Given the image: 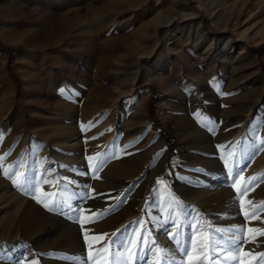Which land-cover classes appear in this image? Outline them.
<instances>
[{"label": "rangeland", "instance_id": "1", "mask_svg": "<svg viewBox=\"0 0 264 264\" xmlns=\"http://www.w3.org/2000/svg\"><path fill=\"white\" fill-rule=\"evenodd\" d=\"M87 1L17 0L14 12L7 15L10 21H16L12 25H7L0 10V113L3 115L0 122L13 125L8 135L1 133L0 128V187H4L2 195L6 201L3 203L6 208L0 213V264H104L105 261L112 264L118 253L123 254L125 260L132 253L136 254V259L127 260V264H155L156 248L164 250L160 254V264H192L193 259L201 255L206 257L205 264H231L226 259L219 263L218 258L225 255V248L233 249L230 241L235 238L234 234H238L237 229L243 230L244 243L230 256H238L240 264H264V257L259 255L264 253V234L250 231L264 229L255 224L258 220H264V208H260L261 202H264V177L260 176L264 173V88L254 77V73H258L264 79V22L252 28L248 25V20L264 5V0H249L250 9L239 19L235 18L238 20L235 27L224 26L233 11V5L226 3L227 0H204L203 3L198 0H145L140 6L125 8L124 13L116 16L110 24L105 39L98 34L90 45L84 43L83 34L67 38V23L76 14L83 18L79 25L91 23L94 31L98 32L96 25L105 20L110 12L108 3L113 0H93L97 13L84 21L89 11ZM162 8L168 9L175 19L172 20V30L167 25L160 26V46L164 44L165 52L162 59H158L157 67L168 55L172 59L180 52L196 67L210 73V91L198 87L186 67L168 65L158 70L159 80L152 77L146 72V56L141 57L140 66L136 64L137 57H127V65L113 73H110L111 69L117 66L114 62L106 66L103 64L105 43H119L124 36H133L142 26H151L156 11ZM182 14L190 16L181 18ZM60 24L65 26V31H57L56 26ZM28 33L41 38L49 33L58 35L66 46L58 48L60 54L56 57L54 52L53 57L37 53L31 62L29 59L33 50L22 42V37ZM228 37L234 50L246 52L243 65L230 59L231 55L224 60L221 56L223 53L217 54L223 48V39ZM175 40H179L177 49L173 48ZM127 46V50H133L136 45L129 41ZM90 52L91 58H88ZM37 61L41 64L40 71L49 74L53 70L60 78H66L51 87L49 99L52 107L60 112L74 105L71 115H74L81 134L80 157L75 150L66 153L55 143H51L49 148L47 142L53 141L48 134L49 129L41 133L48 125L34 115L36 104L28 88L26 73L28 65L35 66ZM136 73L139 75L132 84ZM220 78L222 81H219ZM122 85L129 90L134 88V93L125 94L121 102L113 100L104 113L98 111L97 118L90 122L80 120L81 111L88 107V102L97 96L104 99L109 91H116V87ZM169 85L177 88L178 96L169 94ZM61 89L65 90L64 94H61ZM164 102L172 103L174 118L162 117ZM212 115H220V127H215ZM135 116L138 123L122 126L128 122L134 123ZM247 116L249 124L245 128L247 131L243 132ZM201 117L210 119L212 123L207 127L202 126ZM108 118L104 130L97 129L98 133L91 137L85 135L88 125L91 128L98 126ZM187 119L205 128L198 140L192 134L186 137L180 133L177 121ZM63 120L62 115L58 118L57 126L60 127ZM26 127L30 129L25 133ZM128 129L137 131L128 133ZM118 130L125 131V134L120 137ZM105 132L110 141L93 142ZM152 132L154 136L149 137ZM163 140L164 145L160 146ZM198 145L222 150V178L210 179L212 183L204 190L208 194L218 189L223 192L209 201L207 208L183 200L171 189L175 170L179 168L186 171L180 174L187 186L200 187V184L188 178L192 172L213 176L211 170L199 166L194 156H187ZM232 149L237 150L236 155L228 162ZM197 150L207 156L212 154L208 150ZM98 153L101 155L97 156ZM41 155L47 160L37 165ZM123 156L131 159L127 166L132 165V170L128 171L132 174L131 184L125 196L108 199L112 184L103 181L99 174L108 171L110 157ZM89 157L94 159L90 161ZM66 158H73L74 161L85 158L81 165L86 164L92 171L86 173L78 166L67 169L69 163ZM229 169L239 175L234 178ZM6 171L9 176L4 174ZM67 172L72 173L73 177L69 178ZM16 173L23 174L19 177L22 181L31 182L25 185L27 192L21 191L9 178H16ZM254 176L257 179L249 183L248 178ZM74 177L81 178L73 184L71 179ZM45 180L51 183H45ZM155 188L163 195L156 203H160L162 210L168 213L164 215L163 229L152 236L141 217L135 218L137 225L124 228L128 219L134 216L129 214L133 207L129 201L134 199L137 192L147 193ZM44 193L54 195L46 196ZM173 194L180 204L173 202ZM34 196L50 207L59 203V210L49 211ZM18 198H23L24 202L16 211ZM65 202L69 206H64ZM200 225L204 227L200 228ZM182 228L186 229V235ZM214 229L223 231L212 235L211 230ZM8 233L18 236L7 238ZM189 236L197 247L189 246ZM209 236L214 247L210 256L208 247H200L207 244ZM11 241L19 243L13 245ZM166 241L170 243V249L163 248ZM102 247L108 249L103 255L97 251ZM181 247L189 248L190 255L179 251ZM174 254L181 261H174Z\"/></svg>", "mask_w": 264, "mask_h": 264}, {"label": "bare ground", "instance_id": "2", "mask_svg": "<svg viewBox=\"0 0 264 264\" xmlns=\"http://www.w3.org/2000/svg\"><path fill=\"white\" fill-rule=\"evenodd\" d=\"M77 1H79V0H77ZM143 1H145V0H124L123 2H120L119 0H113V1L109 2L108 6L110 7V12L107 15V17L105 18V20H103L102 22H99L96 25L97 28L99 29V31L96 29L98 32L94 31L95 28L92 26L91 23L86 24V25L85 24L79 25L82 22L83 18L81 19V17L79 15L74 14V16L71 17V19L67 23V29L68 30H67L66 36H67V38L70 39L71 37H73L76 34H83L84 41H85L84 43L87 45L94 43V39L97 37L98 34L101 36V38L105 39L104 37L106 35V32L108 31V29H110V24L115 21V17L118 16L119 14H123L125 11L124 10L125 8H129L133 5L140 6ZM203 1L204 0H198L199 3H203ZM16 2H17V0H0V10L2 11V13L5 16V21L8 23L7 25H12L16 22V21H10L11 18H9L7 16L8 14L11 15L14 12V10H15L14 7H15ZM87 2H88L89 11L86 15L84 14L85 15L84 21L90 19L91 16L96 15V13H97L95 6L92 3L93 0H88ZM226 3L233 5V11H232L231 17L229 18V21L224 26H227V27L228 26H231V27L234 26L235 27L237 25V21H238V20H235V18L239 19V17L241 15L245 14L246 10L250 9L251 3L249 0H227ZM142 8H144L143 10H145V7H142ZM71 11H73V10H71ZM48 12H50V11H48ZM188 16H190V15L189 14H182L180 17L181 18H187ZM180 17H177V18H180ZM45 18H46V16H45ZM106 19H107V21H106ZM173 19H175V17L171 14V12L168 9H166V8L158 9L155 13V16L151 20V26H149V25L142 26L136 32L134 31L135 33H133V36H131L129 34L131 37L130 36L128 37L126 35L123 37L122 40H120L121 42H119V43H113V42H111V43L107 42L105 44L103 43L104 44L103 48H104V53H105V59H104L103 64H105V66H106V64H109L110 62H114L117 66L113 70L111 69L110 73H113L114 71L119 70L124 64L127 65V62H126L127 57H137L135 61H136V64L140 66L141 57L146 56L147 57L146 58V64H147L146 72L151 74L152 77H156L159 80L160 79V74H159L160 72L158 70L160 68H166L168 65H177L180 67H186L187 73L190 74V76L194 78L196 85H198V87H204L210 91L211 90V88H210L211 87V82H210L211 80L208 79L209 78L208 76H210V73H207L205 71V69H200V68L196 67L195 63H192L188 57L184 56V54H182L180 52L177 54L176 57H172V59H171L170 55H168V58H165V61H163V63L160 64L159 67H157L158 59L159 58L162 59V57L164 55L163 53L165 52V48L163 47L164 44L162 47L160 46V38H159V34H160L159 32L161 29L160 26H164V25L166 26L167 25L169 29H171V30L174 29V27H172L173 26V21H172ZM260 22H264V5L260 6L257 13L252 14V17L248 20V25L250 28H252ZM51 23H53V22H51ZM56 27H57L56 28L57 31H65L66 30L65 26L63 24H60L59 26H56ZM168 32H169V30H168ZM22 38H23L22 42H24V44L26 46H29L33 50V53L30 55V59H29V61H31V62L35 60V54H37V53H41L43 56H47V55L52 56V54L54 52L55 53L54 56L56 57L60 54L59 53L60 49H58V48H60L62 46H66V45H63L65 43L63 40L60 39L61 37H59L58 35L52 34V33H49V35H47L44 38L38 37L37 34L28 33V34L24 35ZM129 41L133 42L136 45L133 48V50H127L126 49L128 47L127 42H129ZM178 41L179 40L173 41V45H174L173 48L174 49H177L176 47H178ZM161 42H162V39H161ZM223 42H224L223 48L217 54L223 53L221 56H223L224 60H225V58L229 59L228 56L231 55L230 59H234L238 64H242V63L246 62V55H247L246 52H240V51L234 50L233 45L232 44L230 45V43H231L230 37H228L227 39L224 38ZM91 54H92V52L89 53L90 57L88 56V58H91ZM0 57H1V55H0ZM223 58H221V59H223ZM39 63H40V61H37L35 63V66L34 65L30 66L31 64L28 65V67L26 68V73H27V77H28V88L31 90L32 94L34 95V101L36 104V110H35L34 115H35V117H37L39 119L45 120L46 121L45 125H48V126H46L47 128L45 127L41 130V133H42V131L49 129L48 130L49 133L48 132H46V133H48L50 136L53 137L52 142H50V141L47 142V145L49 148H51V146H52L51 143H55V144H57V147L59 149H62V151H66V153L68 151L70 152L71 150H75L77 152L76 154L78 155V157H80L82 155V152L80 151L81 134H80V131L78 130V127L75 123L76 121L74 119V115L73 114L71 115V113L73 112V109H74V105H70L68 109L62 108L63 111L60 112L58 110L56 111L52 107L51 100L49 99V93L51 92V89H52L51 87L54 84H56L58 81H60V80L64 81L66 78H62V76L60 78V76H58V74L54 73L53 70L49 71L50 72L49 74H47L46 72H43L42 70H41L42 71L41 72L39 70V68L41 67V64L39 65ZM37 67H38V69H37ZM208 68H209V66H208ZM254 74H255V76H254L255 79L259 80V82H261V84L264 88V79L261 78L258 73H254ZM138 75L139 74H137V73L135 74V76L133 74L134 77L132 79L133 80L132 84H134ZM41 76H43V78ZM219 81H222V78H220ZM116 88H117L116 91H109V93L107 92L108 95L104 99H102L100 96H97L98 98L92 99V101L90 103L88 102V104H87L88 107H86V109H84L85 107L83 108V110L81 111V116L78 114L80 116V120L90 122L89 120L97 118V112L98 111L104 113L105 109L107 107H109V104L113 100H116L117 102H121L122 97L125 94H128V93L133 94L134 93V88L133 89L131 88L129 90L123 85L120 87L117 86ZM167 89H168V92L171 96H176V95L178 96L179 95L176 87L173 88L169 85L167 87ZM102 91H103V89H102ZM171 105H172V103H169V102L163 103V105H162V108H163L162 109V115L163 116L162 117L174 118L173 113H172L173 111H171L172 110ZM81 108L80 109L78 108V109L81 110ZM136 110L137 111L139 110V106L136 107ZM79 113H80V111H79ZM225 114H226V112H225ZM1 115H2V113H0V116ZM62 115L65 118V121L64 120L61 121L62 127L61 126L59 127V126H57L58 118ZM213 115H212L213 123H214L215 127L218 128L221 125L219 123L220 115H219V117L213 116ZM71 117H73V118H71ZM108 117H110V116H108ZM176 117H178V116H176ZM137 118L138 117H136V119H135L136 121L134 123L128 122V124H124L122 126H129V125H133V124L135 125L136 123L139 122L137 120ZM222 118H223V116H222ZM178 119H180V118L178 117ZM68 120H70V121H68ZM80 120H78V121H80ZM248 120H249V116H247V118L244 121L243 132L246 130L245 128L248 127V124H249ZM107 121H109V118L107 120H105L102 124L95 126V127H92V128L90 127V125H88L87 130H85V131H87L85 133V135L87 137L94 136L95 133H98L97 129H100V128L103 129L106 126ZM58 125H60V124H58ZM11 126H13V125H8L6 122L4 123L1 121L0 122L1 133L8 135L10 133ZM177 126L179 128L180 133L183 134V136L189 137L192 134V136L196 140H198L199 137L201 138L205 132L204 127H200L198 125L196 126L193 123V121L190 119L177 121ZM29 129L30 128L26 127L24 129V132L26 133ZM135 130L137 131V129H130V130L128 129V133H134V132H136ZM118 132H119V130H118ZM118 134L120 137H122L125 134V131L119 132ZM153 134H154V132H152L149 137L154 136ZM108 136L109 135L105 132L102 134V136L100 138H98L96 141H93V142L102 141V142L107 143L108 141H110L109 139H107ZM159 140H162V139H160V137H159ZM164 142H165L164 140L161 141L160 146H163ZM36 143H37V141H36ZM193 144H195V141ZM230 144H231V142L228 145H230ZM255 147H257V145H255ZM197 148L200 150L211 151L212 154L209 156L204 155V154L198 152V150L196 151ZM194 149L195 150L188 153L187 156H194L195 160L198 162L199 166L204 168V169L211 170L213 173V176L207 175L206 173H202V172H192V173H190V176L188 178L191 179L192 181L200 184V187H194L193 185L187 186L184 182V177L180 174L183 172L185 173L186 171L181 170L180 168H179L180 170L174 169L175 170L174 180L172 182L171 189H173V193L176 194L178 197H183V200H186V201L192 202L196 205H199V207L201 206L202 208H207L209 201L213 200V198H216L220 193L223 192V191H221L222 189H218L217 191H214V192L209 191V194H208V193H205V190H204L205 187L211 182L210 179H212V178L213 179H221L222 178V170L224 167V165L222 163L223 161L220 159V153L222 152V150L217 149L214 146L213 147H211V146L199 147V145L194 146ZM236 151H237L236 149H232L228 162H231L233 160L234 155H236L235 154ZM78 157H76V158H78ZM46 160H47V158L44 155H41L36 164L40 165L41 163L45 162ZM109 160H110V164H109L108 169H107L108 171L106 173L105 172L100 173L99 176H100V178H102L103 181L105 180V181H108L112 184V187H110L111 192H109L107 194V197H108V199L114 197L116 200L118 198V196H121V197L125 196V193L129 188L128 186H129V184H131L130 180H131L132 174L128 173V171L132 170V165H129V167H127L128 164H130L129 162L131 161V159H129V157H127V156H123L120 158L110 157ZM66 161H67V163H69V166L67 169H69V167H71V166H78L79 168L84 170L86 173L92 171L91 169H89L88 166H86V164H85V166L81 165L85 161V158H81V159H79V161H76V160L74 161L73 158L72 159L66 158ZM66 175L69 178L73 177L72 173H69V172H67ZM74 178L75 179H71V182L73 184L75 182H78L80 180L79 178H81V177H74ZM120 178H122V179L126 178L127 180L126 179L122 180ZM221 188H222V186H221ZM3 190H4V187L1 186L0 187V192H1V194H0V213L2 211H4V209L6 208V206L3 205V203L6 202L5 200H3V195H2ZM4 195H5V193H4ZM69 195L72 198L74 197L72 192H70ZM162 196L163 195L161 194L160 190H156V188L154 190L149 189L147 191V193H145V192L142 193L141 191L137 192L134 195V199L132 201H129V204H131L133 206L131 208V211L129 212V214L134 215V216H133V218L128 219V221L126 220L127 222L125 223L124 228L125 227L131 228L132 226L137 225L138 221L135 218L141 217L142 221H144L146 223L147 232L149 234H151L152 236L156 235L160 231V229H163L162 227L165 226L164 215H165L166 210L163 211L161 204L156 203L157 200L162 199ZM23 202H24L23 198L17 199L16 211H18L17 209H20V205ZM63 208H64V206H63ZM61 211H63V210H61ZM173 213L175 214V212H172V214ZM12 214L13 213H11V215ZM9 217H10V214L7 216V218H9ZM14 217L15 216L13 215V218ZM9 220H10V218L8 219V221ZM255 224L261 225L262 227H264V220H258ZM14 229H15V227H14ZM14 229H12V230H14ZM21 229H23V228L21 227ZM182 230H183L182 232L185 234L186 229L182 228ZM183 233H182V236H183V238H185L184 236L186 234L184 235ZM15 235L18 236V234H15ZM15 235L13 236V234H11V235L9 234V236L7 235V238L16 237ZM235 236L236 235L234 234V237ZM134 240L136 241V238ZM185 240H186V238H185ZM197 240H198V238H197ZM197 240H196V242H197ZM13 242H12L13 245L15 243L16 244L19 243L17 241L14 243ZM170 246H171L170 243L168 241H166L165 244L163 245V248H166V249L169 248L170 249ZM224 247H226V245ZM233 251H234L233 249L230 250L228 248H225L224 252H226V253L223 256H219L218 262L223 263L225 261V259L227 261L228 257L231 255V253ZM172 256L174 258V261L180 260L179 256L177 254H174Z\"/></svg>", "mask_w": 264, "mask_h": 264}, {"label": "snow or ice", "instance_id": "3", "mask_svg": "<svg viewBox=\"0 0 264 264\" xmlns=\"http://www.w3.org/2000/svg\"><path fill=\"white\" fill-rule=\"evenodd\" d=\"M61 94H64L65 90L64 89H61ZM201 122H202V126L204 127H207L209 124L212 123V121L206 117H201ZM211 130V129H209ZM262 143H264V141H262ZM101 154H97V156H99ZM231 155V154H230ZM94 158L93 157H89V160H93ZM230 172H233L232 169H229ZM6 176H9V172L6 171L4 173ZM23 174L21 173H16L15 176L16 178H13L12 176H10L9 178H12V183L17 186L21 191H24V192H27L28 191V187H26V183L30 184L31 182H25V181H22L19 177L22 176ZM239 175V173H235L233 172V177L235 178V176ZM261 177H264V173H261L260 174ZM242 179V178H241ZM257 177H249L248 178V182L251 183L252 181L256 180ZM45 183H51L50 181H47L45 180L44 181ZM159 183V181H158ZM245 191H247V189H245ZM44 195L46 196H52L54 195L53 193H44ZM34 199H37L39 203H42L43 206L45 208H48L49 211H58L59 210V203L53 205L52 207L49 206L48 203H44V201L42 200H39L38 197H33ZM172 200L174 203L176 204H180L181 202L178 200V198H176L174 196V194L172 195ZM64 206H69L67 205V202H65V205ZM260 208H264V202H261L260 204ZM174 219V218H173ZM191 226V225H190ZM204 225H200V228H203ZM119 231V230H117ZM212 231V235H214L215 233H218V232H221L223 231L222 229H214V230H211ZM238 234L235 236L234 239H232L230 241V245L232 246L233 250L234 251H238L239 248H240V245L242 243H244L243 239H242V229H237L235 230ZM250 231H255V232H258V233H261V234H264V229H250ZM106 235V234H105ZM113 235H115V233H113ZM95 239H103V237H96ZM188 242H189V246L191 248H195L197 247V245L193 244L192 240H191V237L189 236L188 237ZM200 247H208L209 248V256L211 255V252L214 251V247H213V244H212V239H211V236H209L208 238V242L207 244H201ZM101 255H103L106 251H108V249L106 248H101V249H98L97 250ZM164 250L160 249V248H156L154 250L155 254L157 255V260L155 261V264H160V254L163 253ZM179 251L183 252L185 255H190V251H189V248H183L181 247L179 249ZM247 255V253H245ZM260 256L264 257V253H261L259 254ZM109 257H111V253L109 252ZM140 258H143L142 256ZM95 259V258H94ZM133 259H136V254L135 253H132L129 257H127V260H133ZM205 259L206 257L201 255V256H197L193 259L192 261V264H205ZM127 260H125V258L123 257V254H116V259L114 262H112V264H127ZM228 260L231 262V264H240L239 262V259H238V256H229L228 257ZM104 264H110V261H105Z\"/></svg>", "mask_w": 264, "mask_h": 264}]
</instances>
